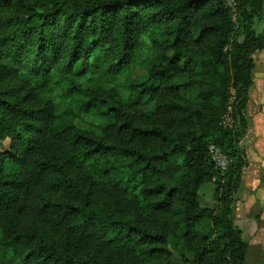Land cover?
Masks as SVG:
<instances>
[{"label":"trees","instance_id":"obj_1","mask_svg":"<svg viewBox=\"0 0 264 264\" xmlns=\"http://www.w3.org/2000/svg\"><path fill=\"white\" fill-rule=\"evenodd\" d=\"M233 3L0 0V264L245 263L233 213L264 0Z\"/></svg>","mask_w":264,"mask_h":264},{"label":"rangeland","instance_id":"obj_2","mask_svg":"<svg viewBox=\"0 0 264 264\" xmlns=\"http://www.w3.org/2000/svg\"><path fill=\"white\" fill-rule=\"evenodd\" d=\"M261 30L262 28L258 27L257 31ZM251 57L254 61L253 86L249 92L246 108L248 127L241 143L247 156L248 166L243 170L236 195L233 225L240 230L243 240L248 244L244 264H264V53L258 51ZM136 75H144V71L137 68ZM187 94V91L183 93L185 98H187ZM190 96L194 98L195 89L190 93ZM229 96V107L221 118V125L230 128L233 124L230 108L233 100L232 90H230ZM93 122L96 121L83 117L82 120L77 121V124L82 128H87L88 124ZM7 145L8 141H5L0 146V152L5 151ZM212 159L222 172H226L229 161L218 149L213 148ZM213 191L214 181L202 185L197 196L200 206L214 207ZM160 217L169 223L172 221L169 213L162 214ZM169 251L175 257L180 254V250L178 252L171 247Z\"/></svg>","mask_w":264,"mask_h":264},{"label":"built area","instance_id":"obj_3","mask_svg":"<svg viewBox=\"0 0 264 264\" xmlns=\"http://www.w3.org/2000/svg\"><path fill=\"white\" fill-rule=\"evenodd\" d=\"M229 1V5L231 6V7H233L234 6V3H233V0H228ZM213 148L214 147H211V153L213 152ZM216 149V148H215ZM216 164V163H215ZM218 167V166H217ZM219 168V167H218ZM221 170V169H220Z\"/></svg>","mask_w":264,"mask_h":264},{"label":"crops","instance_id":"obj_4","mask_svg":"<svg viewBox=\"0 0 264 264\" xmlns=\"http://www.w3.org/2000/svg\"><path fill=\"white\" fill-rule=\"evenodd\" d=\"M262 53H264V50H262ZM263 195H264V193H263Z\"/></svg>","mask_w":264,"mask_h":264}]
</instances>
